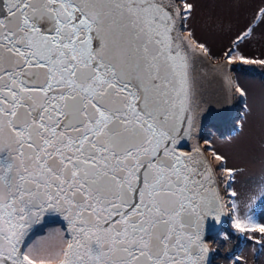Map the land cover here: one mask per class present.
<instances>
[{"label":"snow or ice","instance_id":"1","mask_svg":"<svg viewBox=\"0 0 264 264\" xmlns=\"http://www.w3.org/2000/svg\"><path fill=\"white\" fill-rule=\"evenodd\" d=\"M246 3L207 0V26L223 20L215 8ZM195 10L189 0H0V264H214L213 240L239 236L264 250L254 212L264 179L238 191L243 169L202 135L210 76L245 99L238 131L253 115L232 73L264 67V54L242 50L264 42V0L219 54L197 38ZM52 214L61 228L45 233ZM225 216L232 230L210 238ZM223 255L246 264L235 248Z\"/></svg>","mask_w":264,"mask_h":264},{"label":"rangeland","instance_id":"2","mask_svg":"<svg viewBox=\"0 0 264 264\" xmlns=\"http://www.w3.org/2000/svg\"><path fill=\"white\" fill-rule=\"evenodd\" d=\"M189 2L196 5L191 26L195 29L197 38L207 40L213 52L219 54L228 45L232 35L246 23L245 17L259 5L260 0H247V3L239 11L233 10L230 13H222L219 7L215 8L213 16L222 15L223 20L215 26L214 30H210L207 26V0H189ZM242 50L248 56H260L264 54V42L244 45ZM232 75L239 81L240 86L247 90L246 102L252 106L253 115L249 117L243 132L237 131L232 135L224 136L223 132L226 131L228 125L225 128L214 126L207 129V135L213 145L227 157V167L243 169V172L237 175V183L234 185V188L243 192L257 180L264 179V147H262L264 145V126L260 119L261 112L264 110V67L237 65ZM233 100L235 118L239 120L241 117L240 107L242 102L245 103V99L240 98L238 94H233ZM213 163L215 165L216 161L213 160ZM218 174L222 178V183L226 182L222 173L218 172ZM254 212L259 221L264 217V204H255ZM60 228V225L52 224L47 226L45 233L50 234ZM224 230H232L231 220ZM213 241L214 247L219 246L222 253L214 259V264H231L230 259H226L223 253L233 248H235L236 254L245 258L246 264H264V250H261L259 246H256L254 250L243 236H239L238 242L233 239L227 244H221L218 240Z\"/></svg>","mask_w":264,"mask_h":264},{"label":"water","instance_id":"3","mask_svg":"<svg viewBox=\"0 0 264 264\" xmlns=\"http://www.w3.org/2000/svg\"><path fill=\"white\" fill-rule=\"evenodd\" d=\"M203 91L208 102L207 106H210V110L207 111L202 121V135L203 138H205L208 128L214 126H222L225 128L229 123L233 124L236 118L233 94L227 91V86L218 77H208L204 82ZM201 144H203L202 141ZM229 220L230 219L225 216L222 223L210 224V238L215 237L219 232H222L230 223ZM52 224H58L61 226L60 218L55 214L48 217L47 221L44 223L43 232H45L47 226ZM217 257L218 255H216L214 259Z\"/></svg>","mask_w":264,"mask_h":264},{"label":"trees","instance_id":"4","mask_svg":"<svg viewBox=\"0 0 264 264\" xmlns=\"http://www.w3.org/2000/svg\"><path fill=\"white\" fill-rule=\"evenodd\" d=\"M242 104H243V102H242ZM242 115V108L240 107V116ZM236 121H238V120H236ZM235 121V122H236ZM235 122H234V124H228V128L226 129V131L225 132H223V135L225 136V135H232V134H234V133H236L238 130L235 128ZM208 137H209V135H207L206 136V139H208Z\"/></svg>","mask_w":264,"mask_h":264},{"label":"bare ground","instance_id":"5","mask_svg":"<svg viewBox=\"0 0 264 264\" xmlns=\"http://www.w3.org/2000/svg\"><path fill=\"white\" fill-rule=\"evenodd\" d=\"M230 221V220H229ZM213 247H214V241H213Z\"/></svg>","mask_w":264,"mask_h":264}]
</instances>
